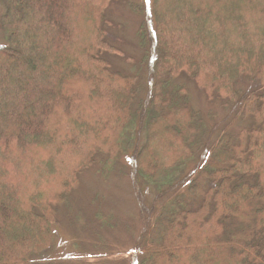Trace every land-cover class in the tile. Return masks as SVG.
<instances>
[{"label": "trees", "instance_id": "16d2710c", "mask_svg": "<svg viewBox=\"0 0 264 264\" xmlns=\"http://www.w3.org/2000/svg\"><path fill=\"white\" fill-rule=\"evenodd\" d=\"M48 1L4 2L10 38L49 58L0 79V264H52L81 176L124 158L158 204L137 264H264V0H151L136 72L114 62L128 42L110 12L129 0ZM191 84L243 126L215 137Z\"/></svg>", "mask_w": 264, "mask_h": 264}, {"label": "rangeland", "instance_id": "374dc122", "mask_svg": "<svg viewBox=\"0 0 264 264\" xmlns=\"http://www.w3.org/2000/svg\"><path fill=\"white\" fill-rule=\"evenodd\" d=\"M34 1L36 6L42 8L49 6L48 0ZM134 1L139 2L137 5L141 9L139 13L141 15L132 12L133 10L128 6V2L133 4ZM150 1L129 0L125 6L115 5L110 12L113 16L111 18L122 24L120 35H124L128 42V47L124 45L126 43L124 40L118 43L124 51L116 55L114 62L121 71L136 72L139 66L136 67L137 69L133 66L137 65L139 58H142L138 62L141 64V61L147 57L142 55L141 49L136 46V30L142 20L148 22L151 19V25L153 24ZM4 2L6 4V0H0V79L9 77L8 73H13L15 77L28 76L30 79V65L36 66L38 58L45 63L49 56L43 54L30 40L24 44L22 41L18 42L22 37L15 40L10 38L14 30L3 25L6 22ZM147 29L150 31L151 27L147 26ZM144 35L150 40L146 29ZM143 44L146 47L149 46V42ZM9 46L15 48L14 53L15 50H20V53H6ZM27 46L34 47L28 50ZM36 53L42 54V57L37 55L35 58ZM16 56L22 57L24 63L15 61L14 59L18 60ZM152 57L151 53L148 58L150 62ZM3 62L7 64L6 67L2 64ZM14 66L17 67L16 70ZM137 73L139 74L140 70ZM140 74H143L141 78L145 75V73ZM242 86L251 88L248 82H243ZM189 89L194 107L204 113H210L214 118L209 125L214 128L215 133L222 129L234 132L243 126L240 121L230 117L229 112L224 110L220 103H210L203 90L201 91L192 84ZM14 102L12 99L11 103ZM22 105L27 110L29 109L26 101ZM5 124L7 123H0V131ZM119 163L118 170L108 172L105 176L98 172V168L81 176V186L70 196L69 203L63 206L64 212L60 210L59 227L54 230L53 242L50 248L41 254V259L50 260L52 264H137L142 254L141 238H144L147 222H153L158 204L152 187L140 181L137 183L140 185L141 195L137 197L134 189L136 181L130 163L126 158L121 159ZM138 199H141L142 207ZM140 216L143 217L140 218ZM178 259L183 262L180 257Z\"/></svg>", "mask_w": 264, "mask_h": 264}]
</instances>
